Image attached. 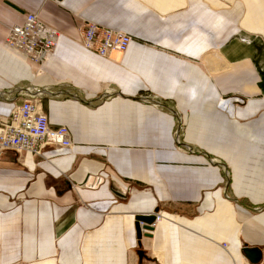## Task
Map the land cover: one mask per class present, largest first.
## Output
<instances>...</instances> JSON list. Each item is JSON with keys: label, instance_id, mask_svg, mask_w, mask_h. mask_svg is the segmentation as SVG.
<instances>
[{"label": "crops", "instance_id": "0c3cea01", "mask_svg": "<svg viewBox=\"0 0 264 264\" xmlns=\"http://www.w3.org/2000/svg\"><path fill=\"white\" fill-rule=\"evenodd\" d=\"M27 12L59 32L39 72L3 45ZM86 21L127 50L82 48ZM25 97L72 146L0 152V264H264V0H0V116Z\"/></svg>", "mask_w": 264, "mask_h": 264}, {"label": "built area", "instance_id": "2783aa9c", "mask_svg": "<svg viewBox=\"0 0 264 264\" xmlns=\"http://www.w3.org/2000/svg\"><path fill=\"white\" fill-rule=\"evenodd\" d=\"M58 37L59 32L55 28L44 23L37 14L27 12L19 24L7 27L3 45L23 56L31 65L40 66L55 49ZM78 41L85 50L107 57L112 52L124 53L131 36L121 30L86 21L79 28ZM107 89L109 91H104L102 97L110 96V88ZM46 146L69 149L72 142L67 128L50 126L36 99L25 97L19 103L14 100L8 114L0 116V152L12 151L17 156L29 153L41 157ZM153 215L155 219L161 218L157 213Z\"/></svg>", "mask_w": 264, "mask_h": 264}, {"label": "water", "instance_id": "95a60500", "mask_svg": "<svg viewBox=\"0 0 264 264\" xmlns=\"http://www.w3.org/2000/svg\"><path fill=\"white\" fill-rule=\"evenodd\" d=\"M114 93H116V92H114ZM22 94L29 95V96L35 95V94L30 95L31 93L27 90V88H20L19 87L14 91V95H15L14 98H16V96H21ZM134 99L137 101H140V102L150 103V104H153L154 106L164 108V109L168 110L171 114H173L176 117V119L178 120L177 121V127H176V133H175V141L176 142L178 141L179 120L180 119L173 109H171V108L165 106L164 104L158 102L157 100H154L151 98H145V97L141 96V97H136ZM181 146L187 148V146L185 144L181 143ZM156 212H157V210L155 209L153 211V213H156ZM153 213L136 214L134 216L133 225H134V231H135L136 239L138 240V245H140L139 240H140L141 236H149L150 235L149 232L152 230L151 224L154 222V219H155V216L153 215ZM242 252L244 253L245 257L248 258L252 263H257L261 258V250L256 246H252V247L244 246L242 248ZM140 253H141V251L138 252V254H140Z\"/></svg>", "mask_w": 264, "mask_h": 264}, {"label": "rangeland", "instance_id": "374dc122", "mask_svg": "<svg viewBox=\"0 0 264 264\" xmlns=\"http://www.w3.org/2000/svg\"><path fill=\"white\" fill-rule=\"evenodd\" d=\"M228 6H229V5H228ZM228 6H227V7H228ZM35 67H36V68H37V70H38V67H39V66H35ZM38 72H39V71H38ZM36 73H37V71H36ZM242 98H243V97H242ZM235 100L239 101L240 103L242 102L241 98H239V97H236V99H235ZM240 100H241V101H240ZM237 104H238V103H237Z\"/></svg>", "mask_w": 264, "mask_h": 264}, {"label": "bare ground", "instance_id": "6f19581e", "mask_svg": "<svg viewBox=\"0 0 264 264\" xmlns=\"http://www.w3.org/2000/svg\"><path fill=\"white\" fill-rule=\"evenodd\" d=\"M47 59V57L45 58V60ZM39 71V70H38ZM154 214V213H153ZM152 226V225H151Z\"/></svg>", "mask_w": 264, "mask_h": 264}]
</instances>
